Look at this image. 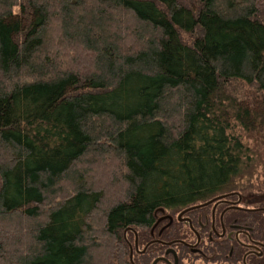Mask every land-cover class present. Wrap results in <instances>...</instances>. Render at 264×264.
<instances>
[{"label": "trees", "instance_id": "trees-1", "mask_svg": "<svg viewBox=\"0 0 264 264\" xmlns=\"http://www.w3.org/2000/svg\"><path fill=\"white\" fill-rule=\"evenodd\" d=\"M247 137L264 0H0V264H131L127 228L244 189Z\"/></svg>", "mask_w": 264, "mask_h": 264}, {"label": "flooded vegetation", "instance_id": "flooded-vegetation-1", "mask_svg": "<svg viewBox=\"0 0 264 264\" xmlns=\"http://www.w3.org/2000/svg\"><path fill=\"white\" fill-rule=\"evenodd\" d=\"M245 200L251 202L241 191H230L179 209L159 208L139 235L132 227L127 230L134 234L130 263L262 264L264 238L251 217L264 216V206Z\"/></svg>", "mask_w": 264, "mask_h": 264}, {"label": "rangeland", "instance_id": "rangeland-1", "mask_svg": "<svg viewBox=\"0 0 264 264\" xmlns=\"http://www.w3.org/2000/svg\"><path fill=\"white\" fill-rule=\"evenodd\" d=\"M229 90L232 92V94H238L242 97H246L250 94L251 89L250 87L241 84V83H234L229 86ZM248 97H246L247 99ZM249 139V141H248ZM247 141L249 142V145L255 150V163L256 168L255 171L252 172V175L249 177H244L243 179L239 180V184H242L241 187L244 188L243 190H240L244 195L245 198L249 201L246 205L256 206V205H262L264 206V142H256L253 144V140L251 138L247 137ZM103 162H100L99 159H96L93 165L91 166L92 170V178H95V181L100 183L102 188H108L110 187V173L113 171L112 168H107L106 164H102ZM111 187L117 188L115 184H112ZM110 196V195H109ZM112 196V195H111ZM110 196V197H111ZM116 196V194H115ZM109 197V198H110ZM108 198V199H109ZM135 231L137 230V234L139 235L142 231L141 228L137 229L132 227ZM124 240L126 242L127 250L129 253V247L133 249V239L134 234L131 233V231H126V233L123 234ZM136 235V234H135ZM132 252V262H133V252L134 250H130ZM130 255V254H129ZM96 258V257H95Z\"/></svg>", "mask_w": 264, "mask_h": 264}, {"label": "water", "instance_id": "water-1", "mask_svg": "<svg viewBox=\"0 0 264 264\" xmlns=\"http://www.w3.org/2000/svg\"><path fill=\"white\" fill-rule=\"evenodd\" d=\"M130 228H127L124 233H126L127 230H129ZM130 261H132V252H130Z\"/></svg>", "mask_w": 264, "mask_h": 264}]
</instances>
